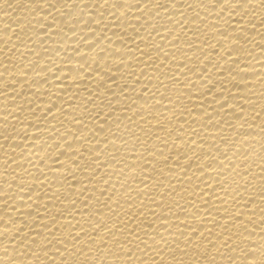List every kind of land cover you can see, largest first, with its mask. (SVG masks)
I'll use <instances>...</instances> for the list:
<instances>
[{
  "label": "bare ground",
  "instance_id": "obj_1",
  "mask_svg": "<svg viewBox=\"0 0 264 264\" xmlns=\"http://www.w3.org/2000/svg\"><path fill=\"white\" fill-rule=\"evenodd\" d=\"M0 264H264V0H0Z\"/></svg>",
  "mask_w": 264,
  "mask_h": 264
}]
</instances>
